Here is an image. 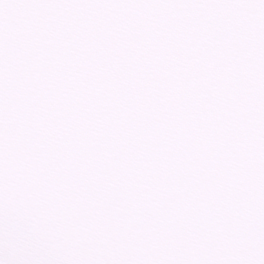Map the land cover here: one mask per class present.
Listing matches in <instances>:
<instances>
[{"label": "snow or ice", "instance_id": "6c2138e0", "mask_svg": "<svg viewBox=\"0 0 264 264\" xmlns=\"http://www.w3.org/2000/svg\"><path fill=\"white\" fill-rule=\"evenodd\" d=\"M0 264H264V0H0Z\"/></svg>", "mask_w": 264, "mask_h": 264}]
</instances>
